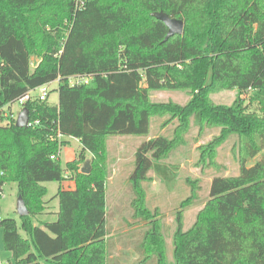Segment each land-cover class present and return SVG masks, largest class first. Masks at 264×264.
<instances>
[{
    "label": "trees",
    "instance_id": "16d2710c",
    "mask_svg": "<svg viewBox=\"0 0 264 264\" xmlns=\"http://www.w3.org/2000/svg\"><path fill=\"white\" fill-rule=\"evenodd\" d=\"M159 11L183 20V34L164 41L168 28L152 15ZM74 76L90 80L72 83ZM52 82L58 104L30 96L22 102L29 124L16 126L9 107ZM232 89L231 104L211 98ZM158 90L190 98L156 102L151 93ZM166 115L163 125L178 120L173 136L143 141L130 176L133 217L147 222L136 264H264V0H0V191L16 182L29 211L19 226L1 217L0 206L3 246L14 264H111L107 140L148 137L152 117ZM196 115L201 128L221 127L199 147V163L217 165L218 147L236 136L240 170L213 178L210 199L186 229L183 208L200 190L187 179L192 192L176 213L170 261L144 183ZM72 137L82 149L63 166ZM88 160L90 173L80 172ZM68 172L76 187L60 186L56 219L37 224L47 209L44 183H62Z\"/></svg>",
    "mask_w": 264,
    "mask_h": 264
},
{
    "label": "rangeland",
    "instance_id": "374dc122",
    "mask_svg": "<svg viewBox=\"0 0 264 264\" xmlns=\"http://www.w3.org/2000/svg\"><path fill=\"white\" fill-rule=\"evenodd\" d=\"M32 69L38 63V58L31 57ZM48 100L51 104L59 102L57 82L48 85ZM39 90L30 92V96H38ZM237 95L235 89L221 90L211 94L215 103L231 104ZM247 95H244L246 97ZM153 101L186 104L190 98L187 91L158 90L151 93ZM251 105V104H250ZM255 109V106H252ZM8 109V108H7ZM23 110L22 102L12 104L7 112L15 117ZM169 116H153L150 123L149 136L115 135L107 140V165L110 176L106 184V197L108 207V229H109V260L111 264H136L142 257L139 245L143 240L144 232L147 229V222L140 221L133 217L134 211L131 205L133 193L130 187V176L135 166V153L138 146L151 137L163 135L171 138L174 134L178 120H172L167 125ZM221 127L205 126L200 127L199 115L191 118L188 131L183 140L177 145L165 159L154 163L150 172L151 181L144 183L146 190V203L152 210L159 212L158 219L163 224V236L166 244V254L170 261L173 260L174 232L176 228V213L183 201L191 194V186L187 179L197 180L200 186L198 197L190 204H186L183 210L184 226L189 228L196 220L199 211L210 199V185L214 177L222 175L239 174L240 165L237 160V137H228L219 147L217 152V165H203L199 163L201 145H206L215 137L219 136ZM69 143L62 148L61 162L65 166L68 161L77 157L82 146L77 138H69ZM90 159L91 153H86ZM250 159L247 165L254 163ZM81 165L80 172H82ZM63 184V188H75L76 182L71 174ZM48 187L47 219L44 214L36 218V223L41 224L45 219L55 220L54 210L59 206L57 193L60 183L57 181L45 182ZM0 206L2 218H14L20 226L21 216L17 210L19 197L18 184L8 182L0 191ZM20 232L23 234L22 230ZM3 230L0 227V264H14L11 252L4 249L2 241ZM24 235V234H23ZM25 236V235H24ZM12 260V261H11Z\"/></svg>",
    "mask_w": 264,
    "mask_h": 264
},
{
    "label": "water",
    "instance_id": "95a60500",
    "mask_svg": "<svg viewBox=\"0 0 264 264\" xmlns=\"http://www.w3.org/2000/svg\"><path fill=\"white\" fill-rule=\"evenodd\" d=\"M154 17L164 22V24L168 28L167 35L164 39V41H167L170 37L176 35V34H183L184 32V21L177 18L170 17L167 13L164 11L154 12L152 13ZM29 122V111L26 107L23 108V110L19 113L16 119V126L18 127H25L28 125ZM82 173L89 174L91 171V164L90 161H86L84 166L82 167ZM17 210L20 216H25L29 214V211L27 209L26 203L22 197V195H19L18 202H17Z\"/></svg>",
    "mask_w": 264,
    "mask_h": 264
},
{
    "label": "built area",
    "instance_id": "2783aa9c",
    "mask_svg": "<svg viewBox=\"0 0 264 264\" xmlns=\"http://www.w3.org/2000/svg\"><path fill=\"white\" fill-rule=\"evenodd\" d=\"M90 80V77H81V76H74L71 78V82L72 83H79V82H88ZM50 84V83H49ZM49 84H46V85H43L41 87L38 88L39 90V93H38V96L40 97L41 100H46L49 96V89H48V85ZM30 97V93L25 96L24 98H22L20 100V102H23L25 99H28ZM29 124V122H28Z\"/></svg>",
    "mask_w": 264,
    "mask_h": 264
},
{
    "label": "crops",
    "instance_id": "0c3cea01",
    "mask_svg": "<svg viewBox=\"0 0 264 264\" xmlns=\"http://www.w3.org/2000/svg\"><path fill=\"white\" fill-rule=\"evenodd\" d=\"M63 184H64V181H63L62 183H60V186L62 187ZM67 188H68V187H67ZM73 188H74V187H73ZM73 188H71V189H73ZM58 207H59V206H58ZM58 207H57L56 210H54V213H52V214H54L55 218L57 217L56 213L58 212ZM47 212H49L48 209H46V211H45V213H44L45 219H47V217L49 216V215H47ZM45 219H44V220H45ZM44 220H43V221H44Z\"/></svg>",
    "mask_w": 264,
    "mask_h": 264
}]
</instances>
